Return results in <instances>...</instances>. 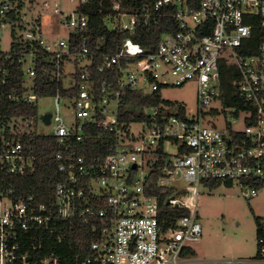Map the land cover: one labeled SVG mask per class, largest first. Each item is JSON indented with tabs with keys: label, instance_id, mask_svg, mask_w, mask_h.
I'll return each instance as SVG.
<instances>
[{
	"label": "built area",
	"instance_id": "2783aa9c",
	"mask_svg": "<svg viewBox=\"0 0 264 264\" xmlns=\"http://www.w3.org/2000/svg\"><path fill=\"white\" fill-rule=\"evenodd\" d=\"M106 1L103 24L117 34L112 41L92 40L90 16L82 8L89 0H78L59 21L68 36L52 42L40 16L29 19L11 0L0 1V29L12 26L11 48L25 74L21 91L8 92V99L37 104L40 97L55 98L50 123L43 121L53 124L47 132L35 127L38 114H0V264H181L204 233L201 187L236 182L247 199L264 189V0ZM172 18L179 29L163 33L155 47L151 40L150 50L131 36L118 38ZM250 48L255 51L243 52ZM4 54L13 55L0 48ZM97 57L102 62L95 69ZM221 64L236 73L233 91L225 89ZM39 66L47 81L56 82L55 95L36 91ZM94 70L106 74L102 83ZM7 77L0 64V84ZM188 83L196 86L195 111L162 95ZM63 88L76 92L64 95ZM132 90L160 91L163 100L144 106V118L132 113L125 120L122 100ZM63 98L74 110L71 123ZM221 116L223 124L217 123ZM135 123L142 128L134 130ZM87 125L115 137L111 151L91 161L69 147L83 139ZM38 133L56 135L66 145L55 154L63 180L47 202L32 193L19 195L11 181L35 172L36 154L23 137ZM168 143L177 146L176 153L167 150ZM158 167L159 180L183 176L190 185L158 180V186L175 189L165 208L147 191Z\"/></svg>",
	"mask_w": 264,
	"mask_h": 264
},
{
	"label": "trees",
	"instance_id": "16d2710c",
	"mask_svg": "<svg viewBox=\"0 0 264 264\" xmlns=\"http://www.w3.org/2000/svg\"><path fill=\"white\" fill-rule=\"evenodd\" d=\"M106 3V0H89V2L82 7L83 11L90 16L89 35L92 37V40L105 36L107 40L112 41L115 36L117 37L115 32L109 31L103 24V17L107 13ZM10 14L16 13L14 11ZM174 21L173 18L171 20L165 19L159 26L151 27L143 32L135 33V35H131L127 32L122 33L120 36L118 35V38L123 40L131 36L144 45L147 50H150L151 40L154 41L152 47H155V43H157V40L163 33L177 31L179 29ZM173 22L174 24L170 26V23ZM115 48L116 44H113L111 47L112 51H114ZM15 51L16 47L12 44L11 53L13 55L7 56L4 54L2 58L0 57V64L7 69L8 73L7 81L0 84V114L3 116L36 115L38 114L37 104L16 102L9 100L7 97V93L13 90L20 92L25 80V74L20 67L19 54ZM17 51L19 52L18 47ZM253 51H255L254 48L243 50L245 53H251ZM101 62V58H95L93 68L96 69ZM232 68V66L227 64H221L222 80L225 89L229 92L235 90L232 80L236 77V73L233 72ZM93 72L96 74L97 83H102L106 74L99 73L95 70ZM44 77L43 69L39 66L38 76L36 77V91L43 95H55L57 92L56 82L51 80L47 81ZM61 92L64 95H74L76 90L74 88H63ZM162 100L163 98L160 91L152 94H146L141 90L127 91L122 100L121 118L128 120L132 113H135L136 119L144 118V112L142 111L143 107L157 105ZM80 134L83 136V139L78 142L72 141L69 147L76 150L78 154L85 156L90 161L111 151L115 142V137L111 132L91 125H87ZM23 138L27 141V144L32 145V149L37 157V167L35 172L27 173L23 176L11 177V181L15 182L16 190L19 195L32 193L37 197L38 202H47L53 197L56 185L63 180V175L58 170L55 154L57 151L65 149L66 145L60 141L58 136L53 134H25ZM161 174L160 167L153 169V172L148 178L149 185L147 186V191L150 194L157 195L162 208H165L168 198L174 194L175 189L168 186H158L157 182ZM218 185L219 184L216 182L210 184L211 187H216ZM162 212H164V210H162ZM255 223L258 237V251L257 255L254 257L255 260L242 261L238 264H264V253L261 251L264 242H260V238H264V218L255 215ZM185 253L192 256L197 254L193 249L186 250Z\"/></svg>",
	"mask_w": 264,
	"mask_h": 264
},
{
	"label": "rangeland",
	"instance_id": "374dc122",
	"mask_svg": "<svg viewBox=\"0 0 264 264\" xmlns=\"http://www.w3.org/2000/svg\"><path fill=\"white\" fill-rule=\"evenodd\" d=\"M11 1L17 7L22 8L21 14H27L29 19L36 18V16L41 17L45 26V37L52 42L59 37L66 38L68 36V30L62 27L59 21L64 15L75 10L78 0ZM44 1H47L48 5L44 4ZM56 8H59L61 12H55ZM51 16L53 18L52 25L49 24ZM12 29V26L7 24L0 29V48L5 52L11 49ZM84 64L85 61L80 62V65ZM29 66L30 63L26 64V68ZM65 82L69 84V79ZM162 95L172 101L185 103L191 111L197 109V94L194 83L163 89ZM68 102V99L63 98L61 103L66 115V122L71 123L75 117L74 110L68 109L64 105ZM37 105L38 118H36L35 127L42 132L50 131L53 129V124L46 125L40 116L55 110V98L53 96L40 97ZM224 122L223 116L217 120L219 124ZM141 128V124L135 123L133 125L134 130ZM166 148L171 153L177 152V146L173 143H168ZM159 182L181 188L190 187L183 176L161 178ZM200 192L198 211L204 233L201 240L194 245L197 254L183 257L181 264H238L242 261L255 260L254 257L258 251L255 215L264 218V189L253 199L245 198L240 185L236 182L232 185L220 184L212 188L201 187ZM176 196L179 197V195Z\"/></svg>",
	"mask_w": 264,
	"mask_h": 264
},
{
	"label": "water",
	"instance_id": "95a60500",
	"mask_svg": "<svg viewBox=\"0 0 264 264\" xmlns=\"http://www.w3.org/2000/svg\"><path fill=\"white\" fill-rule=\"evenodd\" d=\"M41 119H42L45 123H50L51 113L48 112V113H46V114L41 115Z\"/></svg>",
	"mask_w": 264,
	"mask_h": 264
}]
</instances>
